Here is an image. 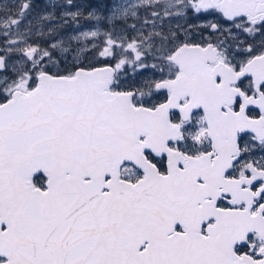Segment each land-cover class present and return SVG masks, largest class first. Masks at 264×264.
I'll list each match as a JSON object with an SVG mask.
<instances>
[{
  "label": "snow or ice",
  "instance_id": "1",
  "mask_svg": "<svg viewBox=\"0 0 264 264\" xmlns=\"http://www.w3.org/2000/svg\"><path fill=\"white\" fill-rule=\"evenodd\" d=\"M0 264H264V0H0Z\"/></svg>",
  "mask_w": 264,
  "mask_h": 264
},
{
  "label": "rangeland",
  "instance_id": "2",
  "mask_svg": "<svg viewBox=\"0 0 264 264\" xmlns=\"http://www.w3.org/2000/svg\"><path fill=\"white\" fill-rule=\"evenodd\" d=\"M77 2H80V0H77ZM101 2H102V0H99L98 3H101ZM35 3L38 4L39 6H43V0H35ZM94 4H97V3H94ZM209 19H212V18L209 17ZM129 22L131 23L132 21H129ZM190 22L196 23L197 21H190ZM94 23H95L94 21H84L82 24L81 30H84V29L91 27ZM68 31H71V28H69Z\"/></svg>",
  "mask_w": 264,
  "mask_h": 264
},
{
  "label": "trees",
  "instance_id": "3",
  "mask_svg": "<svg viewBox=\"0 0 264 264\" xmlns=\"http://www.w3.org/2000/svg\"><path fill=\"white\" fill-rule=\"evenodd\" d=\"M86 2H89V3H92V4H94V3H96V2H99V1H95V0H85Z\"/></svg>",
  "mask_w": 264,
  "mask_h": 264
}]
</instances>
